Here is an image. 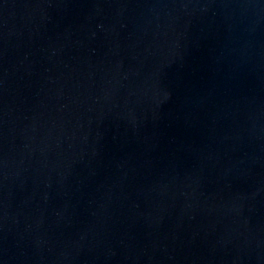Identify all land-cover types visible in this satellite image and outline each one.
Returning a JSON list of instances; mask_svg holds the SVG:
<instances>
[{"label": "water", "instance_id": "95a60500", "mask_svg": "<svg viewBox=\"0 0 264 264\" xmlns=\"http://www.w3.org/2000/svg\"><path fill=\"white\" fill-rule=\"evenodd\" d=\"M0 264H264V0H0Z\"/></svg>", "mask_w": 264, "mask_h": 264}]
</instances>
